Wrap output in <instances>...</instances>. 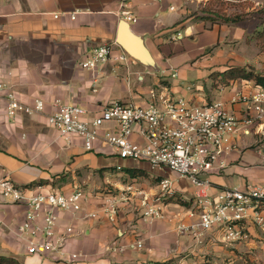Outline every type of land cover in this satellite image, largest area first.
I'll return each instance as SVG.
<instances>
[{"label": "crops", "instance_id": "obj_1", "mask_svg": "<svg viewBox=\"0 0 264 264\" xmlns=\"http://www.w3.org/2000/svg\"><path fill=\"white\" fill-rule=\"evenodd\" d=\"M193 5L194 0H0V82L23 106L31 108L36 100L44 105L42 111H19L11 120L0 99V171L19 186L40 183L47 192L65 194L80 188L87 195L76 217L59 213L61 225L75 226L69 250L83 259L65 263L28 255L14 235L26 208L11 203L0 204V256L21 264H264V229L250 219L245 221L248 238L242 241H225L221 228L200 237L194 230L179 233L177 225L189 227L198 221L197 188L187 179L143 161L120 159L101 140L86 151L80 137L63 136L46 122L56 104L84 108L86 120L112 101L146 106L151 85L198 105L220 101L239 120L246 117L245 105L231 100L239 91L259 88L244 80L215 85L211 77L232 66L244 67L229 43L244 37L245 31L194 21L187 14ZM126 14L135 18L128 23L144 38L160 71L148 73L128 55L126 63L110 60L95 71L82 69L79 63L96 47L112 45L113 56L124 53L115 37L118 21ZM249 67L264 74L260 57ZM174 71L177 77L172 78ZM195 71L202 83L187 90L183 80ZM114 128L105 123L101 131ZM248 129L249 134L235 138L226 168L208 175V194L264 186V118ZM132 139L139 141L136 134ZM164 178L171 181L173 195L163 199V217L148 223L141 217L143 198H155ZM112 197L118 199L113 222L103 212ZM89 213L96 216L84 217ZM137 241L141 248L133 246ZM117 245L124 249L112 250Z\"/></svg>", "mask_w": 264, "mask_h": 264}, {"label": "built area", "instance_id": "obj_2", "mask_svg": "<svg viewBox=\"0 0 264 264\" xmlns=\"http://www.w3.org/2000/svg\"><path fill=\"white\" fill-rule=\"evenodd\" d=\"M124 19L135 22V18L128 14ZM113 51L112 45L96 47L79 65L82 69L95 71L110 60L117 63L128 61L125 53L113 56ZM170 76L177 77V72ZM164 90L161 87L151 89L146 106L112 101L89 120L84 119L87 111L80 106L56 104L46 122L63 136L80 137L86 151H91L95 142L101 140L120 159L143 161L151 168H166L187 179L197 188L194 203L198 221L189 227L177 225L179 233L194 230L200 237L205 231L221 228L223 239L234 242L248 238L247 219L264 229V210L259 207L264 201L263 185H247L245 190L225 188L215 195L207 192L211 187L208 175L226 168L228 156L236 147L237 135L249 134L248 128L264 118V91L234 94L231 102L244 104L247 111L246 117L239 120L220 101L198 105L183 97H171L163 93ZM0 99L5 101L6 114L11 120L19 111L31 113L42 111L44 107L40 100H36L31 108L23 106L3 82H0ZM105 123L114 124V130L101 131ZM134 134L139 141L132 139ZM261 161L264 167V154ZM171 184L169 179H161L159 194L153 199L143 198L142 219L151 223L163 217V199L173 195ZM44 188L42 184L19 186L0 171V204L11 203L26 208L23 221L14 228V235L28 255L65 263L83 259L82 254L69 250L76 233L75 226L72 223L61 225L59 213L76 217L87 200L86 193L80 188L67 194L47 192ZM117 203L118 199L112 197L103 209L112 222L117 216ZM95 216L96 213H89L84 217ZM133 246L141 248L142 242L137 241ZM123 249L117 245L112 250L121 252Z\"/></svg>", "mask_w": 264, "mask_h": 264}, {"label": "rangeland", "instance_id": "obj_3", "mask_svg": "<svg viewBox=\"0 0 264 264\" xmlns=\"http://www.w3.org/2000/svg\"><path fill=\"white\" fill-rule=\"evenodd\" d=\"M194 2L196 5L191 6L187 14L193 16L194 21H201L207 26L214 23L220 25L218 21L220 17H237L235 23H221L223 26H236L237 29L245 31L244 37L235 38L237 39L235 42L229 43L233 45L232 51L235 52L236 60L243 61L246 63L244 67H249L250 63L260 57L264 64V38L257 39V33L263 29L264 24V0H194ZM214 13L220 17L214 16ZM206 17H210L211 20L205 19ZM213 48L207 51L211 52ZM196 73L197 71L183 80L187 90H195L201 85L202 80L196 77ZM204 87L206 89V86ZM151 89L155 87L147 86L148 97Z\"/></svg>", "mask_w": 264, "mask_h": 264}, {"label": "trees", "instance_id": "obj_4", "mask_svg": "<svg viewBox=\"0 0 264 264\" xmlns=\"http://www.w3.org/2000/svg\"><path fill=\"white\" fill-rule=\"evenodd\" d=\"M214 16L220 17L214 13ZM205 19L211 20L210 17H206ZM218 20L220 23H235L237 21V17H220ZM217 21V22H218ZM264 38V24L263 29L257 33V39L262 40ZM215 85H223L229 86L236 80H244L253 82V84L264 91V74L257 72L252 67H241V66H232L221 72H216L211 75ZM40 184V183H38ZM36 185V184H35ZM178 203L182 205H187L186 202H182L179 199L176 200ZM259 207L264 210V201L259 203ZM0 264H21L18 260L11 258L0 256Z\"/></svg>", "mask_w": 264, "mask_h": 264}, {"label": "water", "instance_id": "obj_5", "mask_svg": "<svg viewBox=\"0 0 264 264\" xmlns=\"http://www.w3.org/2000/svg\"><path fill=\"white\" fill-rule=\"evenodd\" d=\"M115 44L131 59L141 64L148 73L160 71L145 45L144 38L135 33L123 18L119 19L117 24Z\"/></svg>", "mask_w": 264, "mask_h": 264}]
</instances>
